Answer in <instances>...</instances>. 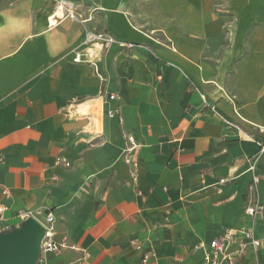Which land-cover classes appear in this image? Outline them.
<instances>
[{
	"label": "crops",
	"instance_id": "1",
	"mask_svg": "<svg viewBox=\"0 0 264 264\" xmlns=\"http://www.w3.org/2000/svg\"><path fill=\"white\" fill-rule=\"evenodd\" d=\"M74 4L51 26L56 0H0L1 228L53 215L67 247L36 264H202L223 230L261 237L264 0ZM89 34L133 47L74 63Z\"/></svg>",
	"mask_w": 264,
	"mask_h": 264
},
{
	"label": "built area",
	"instance_id": "2",
	"mask_svg": "<svg viewBox=\"0 0 264 264\" xmlns=\"http://www.w3.org/2000/svg\"><path fill=\"white\" fill-rule=\"evenodd\" d=\"M70 0H56V11L53 15L50 16L49 20L51 21L49 25H54L60 19L61 16H66L71 19L74 18L73 11H71V7L69 6ZM61 11V15H57V11ZM95 45H99L101 48L100 55L107 49H109L112 45H117L121 48H131L133 47L132 44H125L124 42L118 41L114 39L112 36L108 34H89L86 36L82 45L74 50V54L72 57V61L74 63H96L100 57H96L97 49ZM89 50L92 52L91 61H89ZM109 99H114L113 95L109 96ZM110 117L114 116L112 112L108 114ZM225 126L229 130H239V126L233 121H226ZM129 141L130 147L125 149L133 150L137 145L133 143L131 137H127ZM264 150V147H261V151ZM56 163L61 165L65 168L70 167V163L62 158H57ZM248 172L251 173V183L257 184L260 180L259 176L256 173V160H251L250 165L247 169ZM231 178H222L219 180V184H223L227 182ZM244 212L251 217L252 219L260 218L264 220V204L259 202H246L244 206ZM1 213V209H0ZM25 220L27 215L22 216ZM1 221V216H0ZM55 220L51 213L46 215V222L43 226L44 228V235L42 237L40 243V251H47V252H57L61 249L66 248L67 246L58 243L54 239L55 235ZM18 227V226H16ZM15 227H7L1 228L0 231H7ZM233 247V249H232ZM260 248L264 249V234L261 237H258L253 232L252 228L240 230L236 232L234 230L226 229L223 230L222 233L214 238L208 245V253L206 254L202 264H240L239 258L249 254H255L257 250ZM136 249H140V246L137 245ZM148 255L144 254L141 264H145L148 260ZM258 264H264V261L259 262Z\"/></svg>",
	"mask_w": 264,
	"mask_h": 264
},
{
	"label": "water",
	"instance_id": "3",
	"mask_svg": "<svg viewBox=\"0 0 264 264\" xmlns=\"http://www.w3.org/2000/svg\"><path fill=\"white\" fill-rule=\"evenodd\" d=\"M43 235V226L33 217L0 231V264H36Z\"/></svg>",
	"mask_w": 264,
	"mask_h": 264
},
{
	"label": "rangeland",
	"instance_id": "4",
	"mask_svg": "<svg viewBox=\"0 0 264 264\" xmlns=\"http://www.w3.org/2000/svg\"><path fill=\"white\" fill-rule=\"evenodd\" d=\"M70 1H71V3H75L74 6H73V8L76 9L77 4H79L81 0H70Z\"/></svg>",
	"mask_w": 264,
	"mask_h": 264
},
{
	"label": "bare ground",
	"instance_id": "5",
	"mask_svg": "<svg viewBox=\"0 0 264 264\" xmlns=\"http://www.w3.org/2000/svg\"><path fill=\"white\" fill-rule=\"evenodd\" d=\"M58 12V11H57ZM58 15H61V11H59L58 13H57ZM95 46H99V45H95ZM100 47V46H99Z\"/></svg>",
	"mask_w": 264,
	"mask_h": 264
}]
</instances>
